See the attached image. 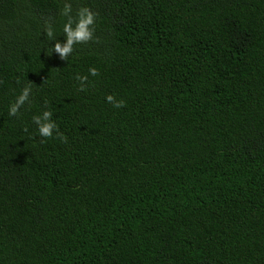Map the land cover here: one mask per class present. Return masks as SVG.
Returning a JSON list of instances; mask_svg holds the SVG:
<instances>
[{
	"label": "trees",
	"instance_id": "16d2710c",
	"mask_svg": "<svg viewBox=\"0 0 264 264\" xmlns=\"http://www.w3.org/2000/svg\"><path fill=\"white\" fill-rule=\"evenodd\" d=\"M0 264H264V0H0Z\"/></svg>",
	"mask_w": 264,
	"mask_h": 264
},
{
	"label": "clouds",
	"instance_id": "9594fccd",
	"mask_svg": "<svg viewBox=\"0 0 264 264\" xmlns=\"http://www.w3.org/2000/svg\"><path fill=\"white\" fill-rule=\"evenodd\" d=\"M63 16L68 17L67 22L64 25L63 31L67 37V44L61 47L60 43H56L54 46V51L60 54L61 59H66L69 54L73 53L74 44H85L94 39L95 31V19L96 15L91 12L88 8H81L77 13V18L73 19L71 16V5L65 4L61 13ZM75 22L76 27L73 29L72 25ZM52 30L48 28V36H52ZM89 74L91 76H98L99 71L95 67L89 69ZM81 82L80 91H85V82L87 81V76H77L76 77ZM29 97V88H23L21 94L17 97L15 102L10 105L9 115L16 116L19 113L21 107L24 106L25 102ZM106 101L111 103L115 108H122L125 106L123 100L117 101L114 96L108 95ZM52 113L49 111H44L41 116L33 117V122L38 126L39 134L45 138H52L53 132H56L57 138L61 139L62 142H67V137L59 132L58 126L54 121L51 120ZM43 120V123H42Z\"/></svg>",
	"mask_w": 264,
	"mask_h": 264
}]
</instances>
